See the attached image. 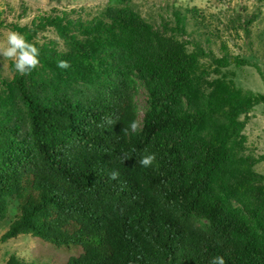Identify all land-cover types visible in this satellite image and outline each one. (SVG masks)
Masks as SVG:
<instances>
[{
	"label": "trees",
	"instance_id": "1",
	"mask_svg": "<svg viewBox=\"0 0 264 264\" xmlns=\"http://www.w3.org/2000/svg\"><path fill=\"white\" fill-rule=\"evenodd\" d=\"M138 1L0 14V243L75 251L65 264H264V175L235 158L251 104L230 78L260 12L172 2L156 25Z\"/></svg>",
	"mask_w": 264,
	"mask_h": 264
},
{
	"label": "rangeland",
	"instance_id": "2",
	"mask_svg": "<svg viewBox=\"0 0 264 264\" xmlns=\"http://www.w3.org/2000/svg\"><path fill=\"white\" fill-rule=\"evenodd\" d=\"M27 5L40 2L47 7L64 9L69 3L75 0H24ZM20 0H0V14L2 16L12 15L20 12L18 3ZM139 11L145 14L152 10V16H142L151 19L156 25H160V18L157 17L158 7L166 3L175 2L182 9H201L206 16L201 19L209 20V14L219 11L222 7L225 10L230 8L235 13L241 14L245 19L247 15H253L259 11L260 16L257 21L249 27V41L238 40L243 45L242 60L246 62L244 66L233 67L230 70V78L233 86L241 92L240 104L245 106L246 102L251 104V108L238 117V121L244 125L240 137L237 140L236 159H246L253 165V170L264 175V0H139ZM34 4L30 7V10ZM33 16V15H30ZM228 16L224 21L229 19ZM187 27L199 25L196 21L192 24L190 18L183 19ZM14 36L10 30H0V41L13 43ZM249 43L252 47L249 46ZM249 50H244L246 47ZM260 68V70H259ZM18 68L6 70L7 76L16 74ZM249 106V105H247ZM243 134V135H241ZM239 169V165H236ZM12 219L9 217L0 224V237L8 230ZM76 252L60 251L47 243L29 236H19L10 239L5 243H0V264H4L10 257L21 258L32 264H65Z\"/></svg>",
	"mask_w": 264,
	"mask_h": 264
},
{
	"label": "clouds",
	"instance_id": "3",
	"mask_svg": "<svg viewBox=\"0 0 264 264\" xmlns=\"http://www.w3.org/2000/svg\"><path fill=\"white\" fill-rule=\"evenodd\" d=\"M3 30V29H2ZM8 30V29H7ZM145 248V243L144 240H138L137 243H135L134 245H130V246H125L124 250L126 251L127 255H131L133 252L135 253V255H137L139 258L141 257L140 255H138L143 249ZM17 258V257H16ZM21 259V258H19ZM23 260V259H21ZM26 262V261H25ZM32 264V263H31Z\"/></svg>",
	"mask_w": 264,
	"mask_h": 264
},
{
	"label": "bare ground",
	"instance_id": "4",
	"mask_svg": "<svg viewBox=\"0 0 264 264\" xmlns=\"http://www.w3.org/2000/svg\"><path fill=\"white\" fill-rule=\"evenodd\" d=\"M182 17V19H186V18H190V16L189 15H186V16H181ZM143 19H145V20H148L149 22H151V23H154L151 19H147V18H144V17H142ZM173 22H174V20L171 22L172 24H173ZM155 24V23H154ZM192 27H190L189 29H188V31H191L192 29H191ZM131 256H136L135 255V253L133 252L132 254H131ZM28 263V262H27ZM28 264H31V263H28ZM38 264H40V263H38Z\"/></svg>",
	"mask_w": 264,
	"mask_h": 264
}]
</instances>
